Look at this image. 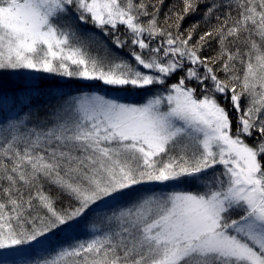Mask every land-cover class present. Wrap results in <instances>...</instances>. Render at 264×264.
<instances>
[{"label": "snow or ice", "instance_id": "1", "mask_svg": "<svg viewBox=\"0 0 264 264\" xmlns=\"http://www.w3.org/2000/svg\"><path fill=\"white\" fill-rule=\"evenodd\" d=\"M23 70L0 264H264V0H0V76Z\"/></svg>", "mask_w": 264, "mask_h": 264}, {"label": "trees", "instance_id": "2", "mask_svg": "<svg viewBox=\"0 0 264 264\" xmlns=\"http://www.w3.org/2000/svg\"><path fill=\"white\" fill-rule=\"evenodd\" d=\"M173 2V0H166V4ZM175 2H179V0H175ZM197 19H199V15L190 17L188 20L185 21V27L190 24L195 22ZM82 30L87 34V35H93L98 38V39H104L107 40V38L103 37L102 34L100 33L99 29H96L92 27L91 25H80ZM203 30V29H201ZM120 31H123V28L120 29ZM109 46L111 47L110 41H109ZM95 47V45H94ZM114 52H117L118 55L127 58V53L126 51L123 52H118L115 48H113ZM208 54V53H206ZM175 77L172 79L170 82H174ZM62 84L64 85L63 91L66 93L70 94H75V93H80V92H100L103 94L105 91L111 92V89H106L105 86H103L100 82L96 81H76V80H69L67 78H62V77H52L40 84V87L47 92V90L50 87H53L55 85ZM28 84H16V83H10L6 82V85H0L2 86V90L4 93H8L9 95L15 93L17 95H23V93L20 92V89L24 88ZM144 97L143 96H135V97H128L126 102H143ZM61 101L52 96L48 95H41L37 99L33 100V111H38L39 115L41 117H44L47 113H50L53 108L57 106ZM244 103L246 104L247 101L245 100ZM229 107V105H227ZM16 111H19V108H10V109H4L2 105H0V119L3 118L5 114L12 116L15 114ZM219 171V170H218ZM67 205V200L63 199L61 201V205L58 206H66ZM82 238L83 235H82Z\"/></svg>", "mask_w": 264, "mask_h": 264}, {"label": "rangeland", "instance_id": "3", "mask_svg": "<svg viewBox=\"0 0 264 264\" xmlns=\"http://www.w3.org/2000/svg\"><path fill=\"white\" fill-rule=\"evenodd\" d=\"M121 28H123V26H121ZM121 32H123V31H121ZM34 75H37V74L30 73L27 70H23V71L18 72V73H7V74L0 76V85L5 86L6 82L16 83V84H19V83L30 84L32 82L31 77ZM75 94H78V93H75ZM75 94H72V95H75ZM229 107H230V105H229ZM247 142L251 144L252 140H248ZM216 170L220 171V170H222V167L217 165Z\"/></svg>", "mask_w": 264, "mask_h": 264}]
</instances>
